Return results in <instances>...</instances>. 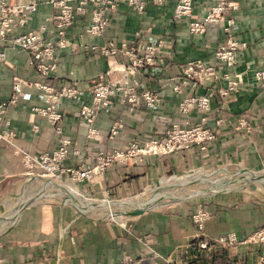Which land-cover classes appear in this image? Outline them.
<instances>
[{"label": "crops", "instance_id": "0c3cea01", "mask_svg": "<svg viewBox=\"0 0 264 264\" xmlns=\"http://www.w3.org/2000/svg\"><path fill=\"white\" fill-rule=\"evenodd\" d=\"M47 1L40 3L24 28H18L6 40H0V52L5 54V60H0V101L11 100L14 78H20L25 83V98L10 106L7 112L16 137L11 142L0 140V207L13 195L17 184L35 176L36 170L24 165V157L52 152L58 147V136L53 126L32 112L33 107L45 105L43 94L34 86L42 80L31 67L29 54L11 44L16 35L38 32L43 26L46 27L43 37L54 39V29L47 18L56 10ZM236 1L239 10L233 13L236 25L232 31L247 48L239 53L234 71L241 75L243 83L225 100L218 98L213 101L209 126L216 128L217 140L210 144L208 153L203 155L198 146H193L172 155L145 157L137 165H117L91 182L80 184L87 194L125 198L147 190L170 173H195L231 164L252 170L264 168V86L254 75L264 70V0ZM212 4L211 0L195 2L193 17H202L205 9ZM173 10V5L165 8L148 5L146 13L140 14L127 5H121L118 12L112 15L102 37H90L85 33L91 14L81 16L69 30L71 43L76 48L80 47V51L74 54L70 48L57 49L58 70L47 81L56 89L65 81L75 82L82 92L78 102L64 100L61 105L64 136L73 142L66 166H89L99 151L110 152L144 136H159L166 127L155 122L154 114L148 110L132 112L118 104L99 115L94 126L100 134L96 139H88V126L79 118L78 111L83 103L90 102L88 89L109 70L111 59L99 56L85 46L120 44L123 41L146 42L150 37L170 39L174 44L175 62L165 77L171 83L160 92L162 102L155 114L174 122H200L199 113H179L182 95L173 91L175 82L172 79L180 75V65L189 61L202 60L206 65L213 64L214 49L224 43L226 36L221 28L214 25H210L204 35H193L189 30L193 17L175 22ZM240 116L252 124V130L238 127ZM219 118H223L224 122L217 126ZM118 119L123 121L124 129L115 141H111L107 133ZM34 126H38L37 131ZM236 202L235 208L222 201L207 204V209L213 213L206 227L207 236L217 238L236 233L245 240L264 227L263 195H248ZM197 205L180 203L155 207L122 221H106L80 214L71 206L32 202L0 237V264L179 262L182 252L197 235L191 219ZM215 252L214 264H255L261 255L260 249L250 244L225 251L217 249Z\"/></svg>", "mask_w": 264, "mask_h": 264}, {"label": "built area", "instance_id": "2783aa9c", "mask_svg": "<svg viewBox=\"0 0 264 264\" xmlns=\"http://www.w3.org/2000/svg\"><path fill=\"white\" fill-rule=\"evenodd\" d=\"M43 0H0V40H6L18 28H24L30 18L37 12ZM199 0H49L56 11L47 18L54 29V39H45L46 27L16 35L11 40L14 47L20 48L30 56V65L38 73L42 82L34 86L43 94V107H33L32 112L45 118L58 136V147L52 152H43L37 156L26 155L24 165L30 170L39 169L44 176L56 182L64 178L74 184L91 182L97 176L105 174L110 168L119 165L139 164L145 157L166 156L198 146L204 155L210 144L217 140L216 128L209 126L213 112V101L225 100L236 92L243 83L241 75L235 72L239 53L247 45L239 42L233 33L236 20L233 13L238 10L236 0H211L213 4L205 9L202 17H193L195 2ZM127 5L137 13L144 14L148 5L165 8L173 5L175 22L192 18L189 24L190 33L204 35L210 25L224 31V43L217 45L213 53L214 63L206 65L202 60L181 64L182 74L172 79L173 91L182 95L178 105L179 113L187 115L192 111L201 114L200 122L192 124L174 122L162 115L155 114L162 98L159 92V65L175 62L173 59L174 44L170 39L150 37L146 42L123 41L120 44L109 43L103 46H85L84 48L99 56L110 58L109 70L93 84L88 93L90 102L83 103L78 111L79 118L88 126L87 138L96 139L100 131L95 122L103 112L110 111L120 104L132 112L143 109L154 114V121L164 124L165 129L159 136H144L129 142L124 147L114 148L110 152L99 151L91 165L77 164L66 166L65 162L72 153V140L64 136V115L61 105L64 100L78 102L82 92L75 82L65 81L56 89L47 81L58 70L56 50L70 48L78 54L80 47L73 46L69 39V30L77 16L91 14L93 25L87 26L85 33L90 37H101L107 30V14L118 10L120 4ZM264 47V40H263ZM0 60L5 54L0 52ZM255 78L264 86V70L255 72ZM24 81L14 78L13 95L9 102L0 101V140L11 142L16 133L11 129L7 118L8 108L25 98ZM202 92L198 93L197 90ZM221 109L224 108L220 102ZM223 118L216 121L219 126ZM238 127L248 131L252 124L245 118H238ZM37 131L38 126H34ZM124 129L121 119L114 122L108 131V138L115 141ZM161 133V132H160ZM213 213L207 204L197 205L191 215L197 235L182 252L179 262L167 260L165 264H213L215 250H231L241 244L255 245L261 255L256 264H264V227L254 231L247 239H241L236 233H229L217 238L207 236L206 227ZM47 264V263H44ZM122 264H141L128 261Z\"/></svg>", "mask_w": 264, "mask_h": 264}, {"label": "rangeland", "instance_id": "374dc122", "mask_svg": "<svg viewBox=\"0 0 264 264\" xmlns=\"http://www.w3.org/2000/svg\"><path fill=\"white\" fill-rule=\"evenodd\" d=\"M121 5H125V4L122 3V4H120V6ZM118 10H119V8H118ZM118 10H116L113 13L111 12V13L107 14V16L109 18L107 26H109V24L111 22L110 20H111L112 15L117 13ZM238 10H239V5H238ZM81 16H87V15L85 14V15L77 16L74 23H73V27ZM90 25H93L91 18H90V21H89L87 26H90ZM87 26H86V28H87ZM104 34L102 36H104ZM214 51H215V49H214ZM171 66H172L171 63H166V64H163L162 66L159 65V92H161L162 89H164L165 86H167V84L171 83V80H166V77H165ZM180 70H181L180 74H182L181 66H180ZM242 170L243 171L257 172V173H260V175H264V168L260 169V170L259 169L258 170H252V169L244 168L243 166H240L239 164L215 166L213 168L208 169L207 171L195 172V173L207 174L208 177L211 178L212 182L209 183L207 185L208 186L207 187V186H203V184H200V183H187L185 186H180V183H178L174 180L175 178H182V177H185L189 174H194L192 172L180 173V174L170 173V174H167L166 176L160 178L159 181H157L155 184L150 186L147 190H145V191H143V192H141L135 196L125 197V198H118L114 195L107 196V197L106 196L102 197L100 195H98V196L97 195L96 196L91 195L90 196L89 194L86 193V191L83 189L82 186H80L79 184H76V186L83 193L88 195L89 198L98 199V200L109 199L111 201H120L123 199H127L130 201H143L144 199H151L152 196L154 194H156L159 190L163 191V189H165L166 191H168V190L173 191V194H175L176 197L178 196V197H182V198H179L178 200L164 199L163 201L160 202V204H158V205L156 204L157 206H155V207L172 206V205H177L180 203H192L195 205L196 204H198V205L199 204H213L214 202L222 201L226 205H229V206L231 205L232 208L233 207L235 208L237 206L236 200H238L241 197L245 198L248 195L250 197L253 194H258V193L259 194L262 193L264 196V186H262V185L258 186V184H257V185H253V186L244 187L245 184H243V183L247 177H246V174H240V173H242ZM34 175L35 176H33L31 178L28 176L30 178V180L24 179V181L20 182V184H17L14 187V193L10 197V199H8V201L6 203L1 204L2 206L0 207V220L3 219L4 217H6L8 214H10L13 207H16V205L23 203L26 195H27V197L32 196V195L39 193L40 191L44 190V188H46V185H45L46 180H44V179L53 181L54 183H57V184L70 182L68 178H64L62 180V182H60V183L56 182L55 180H53L51 178H47L46 176H44V172L39 170V169H36ZM42 181H44V182H42ZM225 182L230 183V184H226L227 187L231 188L230 191H227V192L219 191V192H215L209 196L204 195L206 192H209L208 189H210L211 187H216V185H214V184H217V183L220 184V183H225ZM33 184H35V185H33ZM248 185H250V184H248ZM178 186H179V189H178ZM191 193H193V194H191ZM188 194H191V195L188 196ZM193 195H196L197 197L191 198V196H193ZM185 196H188V197L183 199V197H185ZM19 199H21V200H19ZM34 202L42 203V204L67 205V206H71V207L75 208L79 212L78 207L73 206L71 204L70 199L63 198L60 195L53 196V197H47V198L41 197ZM29 203H32V202H25L22 204L21 207L19 205L20 212L18 213L17 218L21 214L24 205H27ZM136 209L137 208L132 209L131 206H128L127 211L131 212V211H135ZM79 213L82 214L81 212H79ZM83 215H85V214H83ZM85 216H88V217L93 218V219H98V220H106V221H113L114 220L111 216H109L108 212H99L97 214H90V215H85ZM123 217L124 218H122V219L128 218V216H125V215H123ZM114 221H116V220H114ZM9 229L10 228H8L6 231H8ZM6 231H5V233H6ZM4 234L0 235V237L3 236Z\"/></svg>", "mask_w": 264, "mask_h": 264}, {"label": "bare ground", "instance_id": "6f19581e", "mask_svg": "<svg viewBox=\"0 0 264 264\" xmlns=\"http://www.w3.org/2000/svg\"><path fill=\"white\" fill-rule=\"evenodd\" d=\"M240 174H246V177H247L243 184L245 185H248L251 183L253 184L255 183L256 179L260 178L259 179L260 182H258L257 184L258 186L259 185L264 186V179H263L264 175H260V173L242 170V173ZM44 180H46V183H45L46 188H44V190L32 196L27 197L26 195L23 203L34 202L41 197L47 198V197H53V196L60 195L63 198L70 199L71 204L75 207H78L79 212H81L82 214L90 215V214H97L99 212H108L109 216H111L116 221H122L121 219L124 218L123 215L132 217L131 215H134V213H136L137 211L143 210L144 208H147L150 205L159 204L164 199L178 200L179 198H182L178 196L176 197L175 194H173V191H169V190L166 191L165 189H163V191L159 190L156 194H154L151 199H144L143 201H130L127 199H123L120 201H111L109 199L98 200V199L89 198L88 195L83 193L76 186V184H74L73 182L71 183V181L69 183L59 182L60 184H57L47 179H44ZM174 180L180 183V186H185L187 183H200V184H203V186H207L209 183L212 182L211 178L208 177L207 174H203V173L189 174L182 178H175ZM218 183L217 184L213 183L214 185H216V187H211L210 189H208L209 192H206L204 195L209 196L215 192H219V191L227 192L231 190V188L227 187L226 185V184H230L229 182L220 183V184ZM178 189H179V186H178ZM191 194H188V196H190ZM188 196L183 197V199L187 198ZM193 197L196 198L197 196L196 195L191 196V198ZM23 203L16 205V207H13L10 214H8L6 217L0 220V235L4 234L5 231L16 220L17 215L20 212V207L22 206ZM128 206H131L132 209L133 208L134 209L137 208V209L135 211L129 212L127 211Z\"/></svg>", "mask_w": 264, "mask_h": 264}, {"label": "water", "instance_id": "95a60500", "mask_svg": "<svg viewBox=\"0 0 264 264\" xmlns=\"http://www.w3.org/2000/svg\"><path fill=\"white\" fill-rule=\"evenodd\" d=\"M259 179H260V178L256 179L255 183H253V184L251 183L250 185H245L244 187L256 185L258 182H260ZM260 195H263V194L260 193ZM29 204H30V203H29ZM29 204H27V205H29ZM27 205H24L23 209H24ZM155 206H157V205H155V204H154V205H150V206H148L147 208H144L143 210L137 211L136 213H134V215H131V216H135V215H138V214H140L141 212H143V211H145V210H148V209H151V208H155Z\"/></svg>", "mask_w": 264, "mask_h": 264}, {"label": "trees", "instance_id": "16d2710c", "mask_svg": "<svg viewBox=\"0 0 264 264\" xmlns=\"http://www.w3.org/2000/svg\"><path fill=\"white\" fill-rule=\"evenodd\" d=\"M214 261H216V257L215 256L213 257V264H214Z\"/></svg>", "mask_w": 264, "mask_h": 264}]
</instances>
